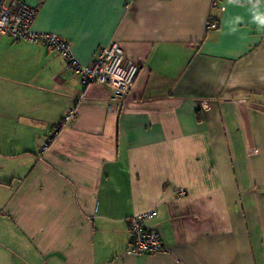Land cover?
<instances>
[{"label":"crops","instance_id":"crops-1","mask_svg":"<svg viewBox=\"0 0 264 264\" xmlns=\"http://www.w3.org/2000/svg\"><path fill=\"white\" fill-rule=\"evenodd\" d=\"M22 1L80 63L116 39L140 72L127 93L86 86L0 36V264H264L257 0ZM151 209L166 250L134 256L128 219Z\"/></svg>","mask_w":264,"mask_h":264},{"label":"built area","instance_id":"built-area-1","mask_svg":"<svg viewBox=\"0 0 264 264\" xmlns=\"http://www.w3.org/2000/svg\"><path fill=\"white\" fill-rule=\"evenodd\" d=\"M36 15L37 10L22 0H0V36L50 46L68 61L71 72L75 77L80 78L81 84L86 86L106 82L115 91L127 93L136 83L140 72L139 66L125 58L124 49L116 39L99 50L93 65H84L75 58L69 41L57 34L34 32L31 29ZM207 28L208 30L218 28V22L210 21ZM205 107H207L206 103ZM73 117L75 111L71 110L65 118L64 125ZM43 148L46 149V145ZM157 214L156 209H151L129 219L132 235L129 245L130 254L143 256L165 252L166 247L161 235L143 225L144 220L153 218Z\"/></svg>","mask_w":264,"mask_h":264},{"label":"clouds","instance_id":"clouds-1","mask_svg":"<svg viewBox=\"0 0 264 264\" xmlns=\"http://www.w3.org/2000/svg\"><path fill=\"white\" fill-rule=\"evenodd\" d=\"M228 3L229 4L239 3V0H228ZM254 8H255V11L253 12V20L258 25V30L264 29V13H261L259 11V8H260L259 0H257V4L254 5ZM240 22H241L240 18L237 17L235 22L233 23V26H232L233 32L236 31L235 24H238Z\"/></svg>","mask_w":264,"mask_h":264},{"label":"bare ground","instance_id":"bare-ground-1","mask_svg":"<svg viewBox=\"0 0 264 264\" xmlns=\"http://www.w3.org/2000/svg\"><path fill=\"white\" fill-rule=\"evenodd\" d=\"M180 194H181V195L186 194V191L182 189V190L180 191ZM157 215H158V214H157ZM150 230H154V229H150ZM154 231H156V230H154ZM156 232H157V231H156ZM157 233H158V232H157ZM158 234H159V233H158ZM160 235H161V234H160Z\"/></svg>","mask_w":264,"mask_h":264},{"label":"snow or ice","instance_id":"snow-or-ice-1","mask_svg":"<svg viewBox=\"0 0 264 264\" xmlns=\"http://www.w3.org/2000/svg\"><path fill=\"white\" fill-rule=\"evenodd\" d=\"M101 2H103V0H101Z\"/></svg>","mask_w":264,"mask_h":264},{"label":"trees","instance_id":"trees-1","mask_svg":"<svg viewBox=\"0 0 264 264\" xmlns=\"http://www.w3.org/2000/svg\"><path fill=\"white\" fill-rule=\"evenodd\" d=\"M130 218H131V217H130ZM130 218H129V219H130ZM129 219H128V221H129Z\"/></svg>","mask_w":264,"mask_h":264}]
</instances>
